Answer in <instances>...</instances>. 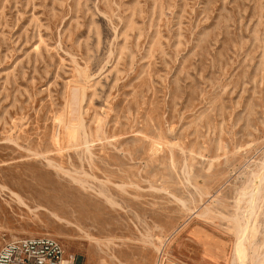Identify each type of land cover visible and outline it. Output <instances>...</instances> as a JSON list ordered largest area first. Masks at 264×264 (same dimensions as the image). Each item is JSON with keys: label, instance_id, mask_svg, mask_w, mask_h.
Returning <instances> with one entry per match:
<instances>
[{"label": "rangeland", "instance_id": "374dc122", "mask_svg": "<svg viewBox=\"0 0 264 264\" xmlns=\"http://www.w3.org/2000/svg\"><path fill=\"white\" fill-rule=\"evenodd\" d=\"M263 162L264 0H0V244L227 264Z\"/></svg>", "mask_w": 264, "mask_h": 264}, {"label": "built area", "instance_id": "2783aa9c", "mask_svg": "<svg viewBox=\"0 0 264 264\" xmlns=\"http://www.w3.org/2000/svg\"><path fill=\"white\" fill-rule=\"evenodd\" d=\"M0 264H80L54 236L41 233L4 240Z\"/></svg>", "mask_w": 264, "mask_h": 264}, {"label": "bare ground", "instance_id": "6f19581e", "mask_svg": "<svg viewBox=\"0 0 264 264\" xmlns=\"http://www.w3.org/2000/svg\"><path fill=\"white\" fill-rule=\"evenodd\" d=\"M264 178V162L251 173L248 186L242 187L238 194L242 197L246 195V208L240 215L233 216L232 221L234 224L235 239L232 247V252L227 264H247L251 254L249 252V244L247 243V235L249 230L250 217L255 214L257 201L261 198L263 183L261 180ZM240 198V197H239ZM20 200V197L18 198ZM237 199V198H236ZM238 202V201H237ZM21 203V202H20ZM53 216L57 217L55 213L50 212ZM60 219V218H59ZM160 257L164 255V247H156ZM167 255V254H166ZM258 255V254H257ZM165 256V255H164ZM250 261V260H249ZM183 262V261H182ZM181 260L180 264H183Z\"/></svg>", "mask_w": 264, "mask_h": 264}]
</instances>
